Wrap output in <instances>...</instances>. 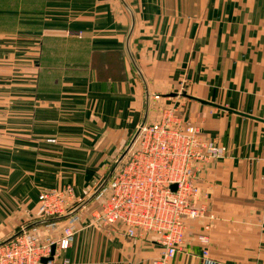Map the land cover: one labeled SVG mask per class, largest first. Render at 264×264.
Segmentation results:
<instances>
[{"label":"crops","instance_id":"obj_1","mask_svg":"<svg viewBox=\"0 0 264 264\" xmlns=\"http://www.w3.org/2000/svg\"><path fill=\"white\" fill-rule=\"evenodd\" d=\"M168 106L226 149L198 177L212 258L264 264V0H0V243L75 216L57 264H152L162 247L95 221L94 193ZM66 187L51 229L37 196ZM204 222L167 264H201Z\"/></svg>","mask_w":264,"mask_h":264},{"label":"built area","instance_id":"obj_2","mask_svg":"<svg viewBox=\"0 0 264 264\" xmlns=\"http://www.w3.org/2000/svg\"><path fill=\"white\" fill-rule=\"evenodd\" d=\"M176 111L174 106L164 107L158 119L140 127L107 185L96 194L98 206L92 217L101 225L119 228L128 237L153 239L162 250L152 264H167L181 250L188 220L205 219L196 234L198 257L201 264H216L208 235L214 216L201 196L198 177L208 164L224 158L226 149L217 140L206 138L196 125L180 121ZM74 199L71 187L41 191L38 218L56 226ZM75 222V216L69 217L57 238L42 237L35 227L22 229L0 244V264H57L58 252L74 238ZM43 258L47 260L43 262Z\"/></svg>","mask_w":264,"mask_h":264},{"label":"water","instance_id":"obj_3","mask_svg":"<svg viewBox=\"0 0 264 264\" xmlns=\"http://www.w3.org/2000/svg\"><path fill=\"white\" fill-rule=\"evenodd\" d=\"M180 95H182V96H184V97H188V98L194 99V100H197V101H199V102H201V103H204V104H208V105H211V106H215V107H218V108L225 109V107H223V106H220V105H217V104H214V103L208 102V101H204V100H202V99H199V98L193 97V96H191V95H188V94H186L185 91L181 92ZM241 114H242V113H241ZM144 123H145V121H142L141 124L138 126V128L136 129V131H135L133 137L131 138V140L129 141L128 145L126 146L125 150L122 152V154L119 156L118 160L116 161L114 167H115V166L121 161V159L125 156L127 150L129 149V147L131 146V144H132L133 141L135 140V138H136V136H137V134H138V132H139L140 127H141ZM114 167H113V169H114ZM113 169L110 171V174H111V172L113 171ZM110 174H109V175H110ZM104 184H105V182H104ZM104 184L101 185V186L96 190V192L94 193V196H95V195H96V194H97V193L103 188ZM13 236H14V235H13ZM13 236H12V237H13ZM12 237H10V238H12ZM10 238H8L7 240H9ZM7 240H6V241H7ZM4 242H5V241H4ZM0 244H2V243H0ZM54 248H55V245L53 244V245L51 246V255H52L53 252H54ZM46 260H47V259H45V258L42 259L43 262H45Z\"/></svg>","mask_w":264,"mask_h":264},{"label":"rangeland","instance_id":"obj_4","mask_svg":"<svg viewBox=\"0 0 264 264\" xmlns=\"http://www.w3.org/2000/svg\"><path fill=\"white\" fill-rule=\"evenodd\" d=\"M95 201L97 202V201H98V198H97V199L95 198ZM97 204H98V202H97ZM27 224H28V223H25V222H24V223L18 225V226H17L18 230L14 231V234H13V235H16V234L19 233L22 229H25V230L29 229L28 227H26ZM56 226H60V223L57 224ZM56 226H54V227H56ZM54 227H50V228H51V229H56V228H54ZM38 230H39V229H38ZM38 230H37V231H38ZM45 230H46V229H45ZM57 230H60V227L57 228ZM57 230H56V231H57ZM13 235H12V236H13ZM12 236H11V237H12ZM5 242H6V241H5ZM3 243H4V242H3Z\"/></svg>","mask_w":264,"mask_h":264}]
</instances>
